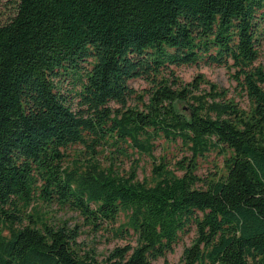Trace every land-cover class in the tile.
Masks as SVG:
<instances>
[{
  "label": "trees",
  "instance_id": "1",
  "mask_svg": "<svg viewBox=\"0 0 264 264\" xmlns=\"http://www.w3.org/2000/svg\"><path fill=\"white\" fill-rule=\"evenodd\" d=\"M264 0H15L0 22V264H264ZM219 65L244 92L182 65ZM142 79L138 90L132 82ZM205 84L202 88L201 85ZM188 152L117 171L127 148ZM223 169L196 174V159ZM77 213L125 240L98 262Z\"/></svg>",
  "mask_w": 264,
  "mask_h": 264
},
{
  "label": "rangeland",
  "instance_id": "2",
  "mask_svg": "<svg viewBox=\"0 0 264 264\" xmlns=\"http://www.w3.org/2000/svg\"><path fill=\"white\" fill-rule=\"evenodd\" d=\"M14 2L15 0H0V22L6 19L8 14H11ZM257 62H264V34L262 35L260 55ZM174 70L175 75L183 82H190L196 75L202 74L205 79L227 89L228 97L234 98V100L239 102L241 106L247 107L248 101L244 96V92L240 90L239 86L231 78V73L226 67L200 63L199 65H182L176 67ZM132 84L138 90L147 87V83L142 79H136ZM204 86L205 84L201 85L202 88ZM184 155L190 157V154L186 152V150L184 153L180 151L177 146L162 142L160 146H157L153 150V157L140 154L136 149L128 147L127 154L124 156L119 155L115 159V164L117 171L122 174L128 173L130 168L135 166L137 178L143 180L150 177L152 164H158L161 161H165L170 166H173V164ZM222 161L223 155L220 153H217L216 151L208 152L196 159V174L199 176H210L211 173L223 169ZM49 212L55 220L66 219L70 226L78 224L80 232L77 241L81 252H87L93 255L98 262L102 263L105 256L115 245L123 244L125 242L124 239L116 237L105 228L95 229L90 225L83 223L81 217L71 210L52 207ZM192 238V233L184 235L180 242L175 246L173 252L167 253L165 257H159L153 260L152 264L178 263L183 247L189 245Z\"/></svg>",
  "mask_w": 264,
  "mask_h": 264
}]
</instances>
